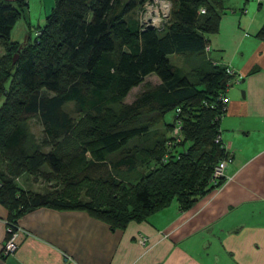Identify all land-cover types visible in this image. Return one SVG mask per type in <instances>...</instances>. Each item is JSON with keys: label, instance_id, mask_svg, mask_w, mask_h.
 Here are the masks:
<instances>
[{"label": "trees", "instance_id": "obj_1", "mask_svg": "<svg viewBox=\"0 0 264 264\" xmlns=\"http://www.w3.org/2000/svg\"><path fill=\"white\" fill-rule=\"evenodd\" d=\"M145 1L53 0L44 25L21 43L11 33L27 3L0 0V158L27 171L47 165L56 175L68 172L63 193L23 192L0 172V202L11 216L42 205L84 206L122 228L172 203L187 208L221 184L222 178L211 183L213 167L225 157L213 139L225 113L217 96L231 76L211 62L205 47L218 29L222 1L169 0L162 29L141 25ZM255 36L264 41V22ZM170 56H190V69ZM150 75L158 83L124 103ZM68 103L79 118L64 110ZM33 118L43 127L39 144L28 131ZM176 120L182 141L167 145ZM159 122L165 132L152 146L127 147ZM41 146L50 149L44 153ZM140 167L147 169L136 183L123 186ZM83 173L95 186L71 180ZM103 187L111 201L97 202ZM7 221L16 224L13 217Z\"/></svg>", "mask_w": 264, "mask_h": 264}, {"label": "crops", "instance_id": "obj_2", "mask_svg": "<svg viewBox=\"0 0 264 264\" xmlns=\"http://www.w3.org/2000/svg\"><path fill=\"white\" fill-rule=\"evenodd\" d=\"M221 1L207 56L239 76L218 122L232 151L228 179L187 208L172 203L122 228L84 206L42 205L11 216L0 202V264H264V41L255 36L264 0ZM28 32L15 34L25 39ZM174 57L190 69V56ZM9 217L22 231L16 249L3 255Z\"/></svg>", "mask_w": 264, "mask_h": 264}, {"label": "rangeland", "instance_id": "obj_3", "mask_svg": "<svg viewBox=\"0 0 264 264\" xmlns=\"http://www.w3.org/2000/svg\"><path fill=\"white\" fill-rule=\"evenodd\" d=\"M25 2L27 3V7L26 5L21 6L23 15L20 18V20L17 22V24L14 26L13 31L11 33V39L17 40L21 43H24L27 40L28 34L27 37L24 39V36H20V34L17 33L15 34V32L20 31L22 27L23 30L29 31L28 33H35V31L37 30L35 28L42 27L44 25L45 18L47 14L50 12V6L48 4V0H25ZM3 51L4 49L0 45V55L3 53ZM169 58L171 59V61L173 60L174 63L181 65L183 63L182 59H180L179 57L176 58L170 56ZM157 82L158 79L155 75L147 76L142 84H140L139 86L135 87L130 91L128 96L124 99V103L127 104L130 103L139 92L145 89L146 86H148L149 84L150 86L155 85L157 84ZM64 110L67 111L73 118L75 119L79 118L78 115L74 112V107L72 103L65 104ZM28 131L32 135V141H33V142L31 141L32 144H39V141L43 136V127L35 118L30 119L28 121ZM164 132H165L164 126L162 125L161 122H159L154 126H152L149 132L143 137H141L139 140L134 139L130 141L127 147L138 150L143 147L152 146L153 143H155V141L158 140L160 135L163 134ZM49 149L50 146H41L39 148V150L44 153H47ZM85 157L87 158V161L91 158L88 152L86 153ZM111 158L114 157L111 156ZM146 169L147 168L145 167L142 168L140 167L138 172H135L133 175H131L134 177L133 178L134 180L132 179L129 181L127 178L125 180L122 179L123 180L122 185L125 186L129 182H131V184L136 183L138 176H140ZM89 170L91 171V169ZM0 172L3 174L5 178H10L19 190H22L23 192H27V193L52 192L55 189L61 193L63 190L62 189L63 186L67 183L66 174L68 175L67 171H65L61 176L56 175L50 170V168L47 165H42L39 167L38 170L35 171H27L25 170L24 167H22V169L19 168V166L15 162H12L11 160L5 157L0 158ZM83 176L84 173L81 174L80 176L71 178V180L78 182L77 183L78 186L79 185L95 186L91 181L82 178ZM95 188H96L95 191L98 192V188L97 187ZM99 192L101 198L100 199L97 198L95 199V201L97 202L98 200L111 201L110 197L112 195L109 196L110 192H108V190H105V188L103 187ZM111 192L115 193L116 196L121 195V193L118 192V190H112ZM92 198L94 199V195H92Z\"/></svg>", "mask_w": 264, "mask_h": 264}, {"label": "built area", "instance_id": "obj_4", "mask_svg": "<svg viewBox=\"0 0 264 264\" xmlns=\"http://www.w3.org/2000/svg\"><path fill=\"white\" fill-rule=\"evenodd\" d=\"M170 9L171 2L169 0H147L142 4V6H140L138 10V19L144 28L150 27L155 29H162L164 22L169 17ZM209 49V46L205 47L206 51H208ZM224 70L227 75L231 76V80L227 83V87L217 96L218 105L222 112L226 111L227 108V97L225 95L227 88L230 87L231 83L234 84L239 81V76L235 75L234 71L230 67L225 66ZM177 111H179V109ZM179 122V120L175 121L174 127L171 131V140L167 142V145H171L172 143L175 144L182 141L183 137L180 134ZM213 140L214 142L221 143V146L225 153V157L219 160L213 167L211 173V183L216 184V182H218V180L221 178L223 179L221 183H223L225 180L228 179V176L225 173V169L228 164L232 161V151L230 150L229 145L222 141L219 126ZM1 185L2 182L0 180V187ZM5 224L8 237L3 244L2 254L8 255L16 249V238L18 233L22 231V229L17 224L7 221V219L5 220ZM144 241L145 238L142 237L141 242L143 243Z\"/></svg>", "mask_w": 264, "mask_h": 264}, {"label": "water", "instance_id": "obj_5", "mask_svg": "<svg viewBox=\"0 0 264 264\" xmlns=\"http://www.w3.org/2000/svg\"><path fill=\"white\" fill-rule=\"evenodd\" d=\"M17 57H18V54L17 53L14 54V56H13V63L17 60Z\"/></svg>", "mask_w": 264, "mask_h": 264}]
</instances>
